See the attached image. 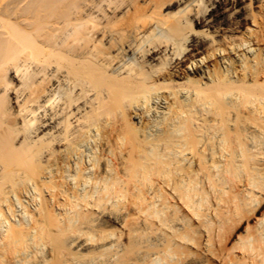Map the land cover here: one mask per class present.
<instances>
[{
	"label": "bare ground",
	"instance_id": "1",
	"mask_svg": "<svg viewBox=\"0 0 264 264\" xmlns=\"http://www.w3.org/2000/svg\"><path fill=\"white\" fill-rule=\"evenodd\" d=\"M0 264H264V0H0Z\"/></svg>",
	"mask_w": 264,
	"mask_h": 264
}]
</instances>
